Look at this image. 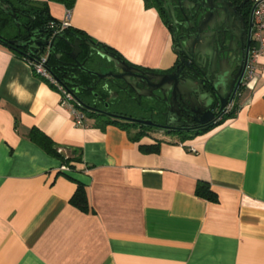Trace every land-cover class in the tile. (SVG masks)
Here are the masks:
<instances>
[{
	"label": "crops",
	"instance_id": "0c3cea01",
	"mask_svg": "<svg viewBox=\"0 0 264 264\" xmlns=\"http://www.w3.org/2000/svg\"><path fill=\"white\" fill-rule=\"evenodd\" d=\"M28 1L46 2L52 21L67 11ZM70 12L69 26L131 64L175 62L169 27L143 0H75ZM255 66L220 123L133 140L86 114L76 125L61 93L0 43V264H264V55ZM31 129L79 160L48 153ZM79 184L86 210L69 201Z\"/></svg>",
	"mask_w": 264,
	"mask_h": 264
},
{
	"label": "water",
	"instance_id": "95a60500",
	"mask_svg": "<svg viewBox=\"0 0 264 264\" xmlns=\"http://www.w3.org/2000/svg\"><path fill=\"white\" fill-rule=\"evenodd\" d=\"M186 1L188 2L176 1L175 6L183 17L178 20L172 1L163 0V7L173 30L172 41L176 59L168 69L169 72L153 73L156 78H152L155 86L151 87V90H159L162 94L170 95V100L165 103V111L161 113L168 119V124L176 117L184 116L189 119L187 125L193 121L200 128H204L215 123L226 111L227 104H230L236 95L239 96L247 85L245 78L247 60H240V57L245 51L246 55L248 54L253 43L251 8L246 26L243 15L233 9L230 0ZM245 1L242 0L243 4ZM17 26L19 27V23ZM25 29L28 40L0 37V43L15 50L26 48L43 53L47 49L49 56L52 54L58 65L62 51L57 52L55 40L62 39L71 47L68 55L72 59H76L83 51L82 45H85L88 55L94 52L97 56L119 66L125 73L137 70L119 54L90 37L55 30L50 34L46 25ZM37 56L35 53L32 58ZM193 57L196 59L189 63L188 60ZM89 72L100 78L114 75L112 71ZM71 92L79 101L75 92ZM80 101L82 107L89 108L82 100Z\"/></svg>",
	"mask_w": 264,
	"mask_h": 264
},
{
	"label": "flooded vegetation",
	"instance_id": "af4514ba",
	"mask_svg": "<svg viewBox=\"0 0 264 264\" xmlns=\"http://www.w3.org/2000/svg\"><path fill=\"white\" fill-rule=\"evenodd\" d=\"M156 1L158 6L165 11L163 0ZM171 1L174 6L177 5V0ZM230 1L232 2L233 9L243 15L247 26L250 18L248 4H243L242 0ZM180 2L187 3L188 1L180 0ZM1 11L7 14H16L18 18L21 17L23 19L25 17V12L16 8L11 0H0V37L7 39L8 36L1 31ZM175 14L178 20L183 19L177 6H175ZM23 19H21L19 23V27L21 28H23ZM168 27L172 35L173 30L169 19ZM9 39L28 40L29 38L26 29H24L19 35H13V37ZM252 47L253 43L250 45L247 55L246 51L245 54H241L240 60H247L248 62ZM18 51H25L27 52L26 54L29 55L35 53L38 55L40 54L39 51L34 52L26 48H19ZM180 55L181 54H179V56ZM195 59L196 58L193 57L187 60L189 63H192L191 61ZM79 63L81 65H79ZM132 65L135 66L137 70L125 73L119 66L97 56L94 52L91 55L81 52L77 55L76 59H72L70 56L69 58L64 56L61 57L60 63H58L55 68V71H57V77H55L60 84L68 90L74 91L75 95L79 97L86 106H89V108L82 107L86 115L101 122L107 120L114 121L124 127L132 129L135 133L142 132L145 134L168 136L192 134L202 129L193 121L187 125L189 119L184 116L176 117L172 123L168 124L166 116L161 115V113L165 111V103L170 100V95L162 94L159 90H151V87L155 86L152 80L156 78L153 76V73L169 72L168 70L159 72L134 64ZM89 71L98 73L112 71L114 75L100 78L97 75L91 74ZM237 97L236 95L232 102L227 104V109L224 114L230 111Z\"/></svg>",
	"mask_w": 264,
	"mask_h": 264
},
{
	"label": "trees",
	"instance_id": "16d2710c",
	"mask_svg": "<svg viewBox=\"0 0 264 264\" xmlns=\"http://www.w3.org/2000/svg\"><path fill=\"white\" fill-rule=\"evenodd\" d=\"M11 1H12L13 5L16 6V8H19L21 11L25 12V14H24L25 17L23 19V28L24 29L25 28L35 29V28H38L42 25H46L48 32H50V34H51V32L53 30L48 28V24L50 22H52V17L49 13L48 4L46 2H42V3L38 4V3L30 2L28 0H11ZM48 1H54V2L61 3L67 9H71L75 3V0H48ZM143 1L145 4V7H147V8L154 7L158 11L163 22L168 26L167 15H166L165 11L161 7L158 6L157 1L156 0H143ZM245 3L248 4L249 10H250L251 4L249 3V1L246 0ZM1 17H2L1 18L2 29L7 28L10 31V32L7 31V33H9V35H7L8 36L7 39L12 38L13 35H19V33L21 31L22 32L24 31L23 28L18 27L13 21V17H14L15 21L20 23V20L16 14H14V16H13V14H7V13H3L1 11ZM53 22L59 23L60 21L59 20H53ZM61 31L74 32L78 35L88 37L82 31H80L76 28H73L72 26H67V27L63 28ZM1 44H3V43H1ZM3 45L5 46V44H3ZM55 46L57 48V52L62 51L61 57L64 56V57L69 58L68 52L71 50V47L65 41H63L62 39H56L55 40ZM6 47L16 51L18 53V55H20L28 63H29L30 59L35 56V54H32L33 56L31 57V55L26 54L27 52H25V51L21 52V51L15 50L12 47L7 46V45H6ZM107 48L110 50H113L109 47H107ZM82 50H83L82 52L84 54L87 53V47L85 45H82ZM114 52H116V51H114ZM39 55H41V53ZM48 65L51 69V72L54 74V76H56L57 71H55V66L57 65V61L52 54H50V56L48 57ZM50 86L53 89H55L54 86H52V85H50ZM80 100H79V102L81 103ZM233 111H234V107L229 112L225 113L215 123H213L207 127H204L201 130L195 131L193 133L194 134L198 133L200 131L207 129L208 127H211L213 125L220 123L225 117L231 116L233 114ZM106 124H117V123L114 121L107 120V121H102L100 125L103 126ZM141 135H143L142 132H137L136 134L131 135V139L135 140L136 137H140ZM29 136L31 139H33L35 142H37L43 149H45L48 153L55 155V156H58V157H61L63 159V162H65L66 164H69V161L74 160V159L76 161L79 160V152L78 151H73L75 154L74 156H69V155L63 154V152L55 146L54 142L51 139H49V137H47L45 134H43L41 131H39L37 129H31ZM156 147H157L156 145H149V146L145 147L144 150L145 149H146V151L147 150H156ZM195 193L198 196L204 197L208 200H211V201L216 200V196H215L214 192H212V190L209 188V186L207 184H202V183L198 184L197 188L195 190ZM69 201L71 204L76 205L77 207L81 208L82 210H86L87 198H86V193H85L84 187L81 184H79L77 186L76 190L74 191V193L71 196Z\"/></svg>",
	"mask_w": 264,
	"mask_h": 264
},
{
	"label": "built area",
	"instance_id": "2783aa9c",
	"mask_svg": "<svg viewBox=\"0 0 264 264\" xmlns=\"http://www.w3.org/2000/svg\"><path fill=\"white\" fill-rule=\"evenodd\" d=\"M248 1L251 4V36L253 39V47L250 51L245 71L247 84H249V82L257 76V69L255 66L257 57L264 55V0ZM70 16V9H67L63 20L59 23H55L53 21L50 22L48 24V28L53 31L55 30L56 32L61 31L63 28L69 26ZM48 57L49 52L46 49L43 53H41V55L31 58L29 65L35 75L54 86V88L61 93V103L70 108L74 123L76 125H81L85 119V114L82 111V105L70 90L58 82L48 65Z\"/></svg>",
	"mask_w": 264,
	"mask_h": 264
},
{
	"label": "rangeland",
	"instance_id": "374dc122",
	"mask_svg": "<svg viewBox=\"0 0 264 264\" xmlns=\"http://www.w3.org/2000/svg\"><path fill=\"white\" fill-rule=\"evenodd\" d=\"M21 19H23V18L20 17L19 20H21ZM13 21H14V23L17 25L18 22L15 21V18H14V17H13ZM1 31H2L5 35H9V33H7V31L10 32L9 29H7V28L2 29ZM82 111L84 112V110H82ZM84 114H85V112H84ZM86 116H87V119H91L90 117H88V115H86Z\"/></svg>",
	"mask_w": 264,
	"mask_h": 264
}]
</instances>
